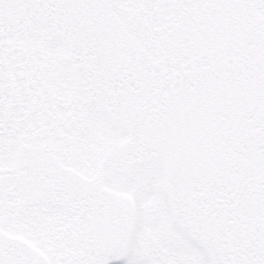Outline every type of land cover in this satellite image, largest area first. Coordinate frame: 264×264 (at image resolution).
Masks as SVG:
<instances>
[{"label": "snow or ice", "instance_id": "6c2138e0", "mask_svg": "<svg viewBox=\"0 0 264 264\" xmlns=\"http://www.w3.org/2000/svg\"><path fill=\"white\" fill-rule=\"evenodd\" d=\"M0 264H264V0H0Z\"/></svg>", "mask_w": 264, "mask_h": 264}]
</instances>
